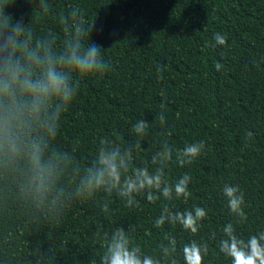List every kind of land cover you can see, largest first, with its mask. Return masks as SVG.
Wrapping results in <instances>:
<instances>
[{"label":"trees","instance_id":"1","mask_svg":"<svg viewBox=\"0 0 264 264\" xmlns=\"http://www.w3.org/2000/svg\"><path fill=\"white\" fill-rule=\"evenodd\" d=\"M38 3V0H36ZM51 13L37 20L38 5L15 0L6 11L14 19L23 17L38 35L53 32L59 44L65 25L61 16L74 6L81 7L87 25L95 22L87 38L101 45L111 69L103 76L82 80L80 90L62 114L57 147L73 151L78 161L89 164L99 139L119 136L124 144L139 143L134 152L138 166L150 164L162 141L174 148L199 140L206 142L202 155L190 165L170 163L171 180L185 172L192 176L191 197L167 202L161 197L148 203L136 197L139 207L127 208L115 195L112 214L106 216L96 201L76 202L58 223L28 224L21 210L0 192V253H13L23 262L35 246L56 250L58 264H87L100 250L93 244L98 226L111 230L117 225L135 227L133 236L146 251H154L164 232L178 245L191 239L206 241L209 254L204 264H229L216 247L221 228L234 221L220 193L224 183L239 184L245 193L249 219L237 226L247 237L264 228V0H48ZM227 35L224 46L213 34ZM222 64L217 71L215 64ZM164 65L162 74L157 68ZM163 105V108H162ZM163 110L164 125L153 122ZM139 119L150 123L147 134L137 136L132 125ZM254 136L245 142V132ZM103 194H97V199ZM165 203L173 210L193 205L206 208L208 216L195 235L179 225L156 229L152 221ZM5 213L10 217H4ZM26 214V213H25ZM216 238L211 239L212 233ZM12 234L11 249L3 239Z\"/></svg>","mask_w":264,"mask_h":264},{"label":"clouds","instance_id":"2","mask_svg":"<svg viewBox=\"0 0 264 264\" xmlns=\"http://www.w3.org/2000/svg\"><path fill=\"white\" fill-rule=\"evenodd\" d=\"M38 5L37 20L51 13L48 0H30ZM15 0H0V192L21 210L28 224L43 217L42 222L58 223L66 210L76 202L96 201V206L106 216L112 214L111 198L117 197L125 207H139L137 196L143 194L148 203L155 204L163 197L167 202L192 193L189 184L192 176L185 172L175 180L167 175L170 163L180 167L190 165L203 154L204 140L185 143L174 148L166 140L147 165L138 166L134 152L139 143L124 144L119 136L99 139L92 161L81 164L73 151L54 144L58 135L62 114L80 90L84 78L105 75L112 67L101 51V45L87 38L95 22L87 25L81 7L74 6L61 16L65 25V37L59 44L56 35L48 31L38 35L23 17L14 19L6 8ZM214 44H227V35L213 34ZM220 71L222 64H215ZM164 65L157 68L162 74ZM163 108V105H162ZM160 125L166 122L161 110L153 119ZM150 123L139 119L132 131L139 137L147 134ZM254 136L246 130L245 142ZM103 194L97 199V194ZM230 215L221 228V238L216 247L229 264H264V228L247 237L238 233L237 226L249 219L245 193L239 184L224 183L220 189ZM26 213V214H25ZM208 216L206 208L193 205L184 210H173L165 203L152 225L163 229L165 224L179 225L190 234H197L202 221ZM4 217H10L5 213ZM135 227L120 224L111 230L98 226L93 234V244L100 250L88 257L87 264H204L209 254L206 241L191 239L178 245L174 235L164 232L154 251H146L137 243ZM211 239L216 238L213 232ZM12 234L3 239V245L11 249ZM59 257L53 247H33L22 264H58ZM0 264H21L10 251L0 253Z\"/></svg>","mask_w":264,"mask_h":264}]
</instances>
